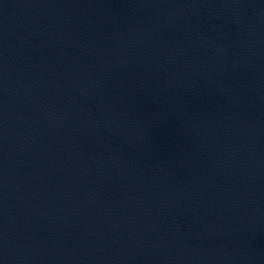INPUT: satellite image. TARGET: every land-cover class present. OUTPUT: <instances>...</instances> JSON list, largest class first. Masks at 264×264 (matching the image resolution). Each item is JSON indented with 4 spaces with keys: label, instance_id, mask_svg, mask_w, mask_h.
<instances>
[{
    "label": "water",
    "instance_id": "water-1",
    "mask_svg": "<svg viewBox=\"0 0 264 264\" xmlns=\"http://www.w3.org/2000/svg\"><path fill=\"white\" fill-rule=\"evenodd\" d=\"M0 264H264V0H0Z\"/></svg>",
    "mask_w": 264,
    "mask_h": 264
}]
</instances>
